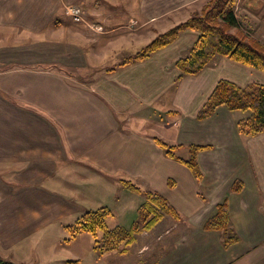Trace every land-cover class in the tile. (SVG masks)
I'll return each mask as SVG.
<instances>
[{
    "label": "crops",
    "instance_id": "0c3cea01",
    "mask_svg": "<svg viewBox=\"0 0 264 264\" xmlns=\"http://www.w3.org/2000/svg\"><path fill=\"white\" fill-rule=\"evenodd\" d=\"M205 1L0 0V260L85 264L94 238L67 241L68 225L108 201L119 202L106 205L112 218L138 214L145 197L121 182L129 179L163 194L181 217L164 215L126 252L95 264H264V132L242 134L245 112L225 106L198 118L218 81L247 86L264 72L218 56L182 75L177 61L198 37L192 29L125 63ZM70 4L84 7V21L68 15ZM155 137L181 145L183 159L190 145H210L198 153L203 178ZM224 200L239 238L229 245L204 228Z\"/></svg>",
    "mask_w": 264,
    "mask_h": 264
},
{
    "label": "trees",
    "instance_id": "16d2710c",
    "mask_svg": "<svg viewBox=\"0 0 264 264\" xmlns=\"http://www.w3.org/2000/svg\"><path fill=\"white\" fill-rule=\"evenodd\" d=\"M236 1L207 0L200 13H195L187 20L157 35L134 56H129L125 63L146 59L157 50L176 41L184 30L194 29L198 31L197 42L186 56L177 61L182 75L200 72L218 56L233 59L264 72V43L242 28L235 11ZM220 106L245 113L250 111L246 118L240 119L237 123L238 130L242 134L255 136L264 132V83L256 82L241 86L234 81L221 79L199 111L198 118L211 116ZM155 139L168 156L187 165L198 180L203 178L198 153L202 149L210 148V145H190V157L183 159L176 153L181 145L169 144L159 137ZM121 182L145 197L138 209V219L131 227L121 225L110 227L108 218L113 215V211L107 206L88 209L75 223L68 225L70 237L66 239L67 241L87 232L93 236L94 249L100 254L112 250L126 252L136 241L138 234L152 229L164 215L169 214L176 219L181 217L178 209L160 192L143 190L129 179H121ZM239 185L236 183L233 188L238 190ZM204 228L222 231L226 245L239 239L230 227L227 200L217 204L216 211L207 218ZM0 263L14 264L3 260H0Z\"/></svg>",
    "mask_w": 264,
    "mask_h": 264
},
{
    "label": "rangeland",
    "instance_id": "374dc122",
    "mask_svg": "<svg viewBox=\"0 0 264 264\" xmlns=\"http://www.w3.org/2000/svg\"><path fill=\"white\" fill-rule=\"evenodd\" d=\"M206 2H207V0L205 1V3ZM201 11H202V8L197 10L196 12H193L192 15H194L195 13H200ZM235 11H236V15H237V17H238V19L240 21V24H241L242 28L246 32H248L252 37H254V38H256V39H258V40H260L261 42L264 43V0H237L236 1V6H235ZM192 30H194V29H192ZM197 40H198V37L196 38V40L194 42L196 43ZM194 44H193V46H194ZM146 45H144V46H146ZM139 50L140 49H137V50L129 53L127 56L135 55ZM115 60L118 61V60H123V59H121L120 57H118V59H111L112 62H114ZM256 70H259V69H256ZM260 83H264V80L261 81ZM249 114H250V111L245 113L244 118H246ZM165 129H166V132L168 133L167 134L168 138H172L173 139V135H174V131L173 130L174 129L170 128V127L169 128H165ZM178 153H180L181 156H184L185 152H184V150H181V151H178ZM110 202L108 201L105 204L111 206L113 209H117L115 206L119 205V202H111V203ZM121 203H123L125 206H127V203H125V199H123V198H121ZM100 207H102V206L100 205ZM100 207L99 206L92 207L91 209H97V208H100ZM125 214L127 215V218H128V221L126 223H124L125 222V219H123L124 217L122 215L120 216L118 214V216L116 218H112V217L109 218V220H108L109 226L110 227H115L117 225H121V226H126L127 228H130L131 225H132L131 223L138 218V214H136V211H126ZM117 219L119 220V222L117 221ZM162 241H161V243H164L165 240L163 242ZM95 251H96V253H94V254H90L91 253L90 250L85 253V264H95L97 262L96 259L99 256H101L102 254L97 252V250H95ZM115 251L116 250H112L111 252L112 253H116Z\"/></svg>",
    "mask_w": 264,
    "mask_h": 264
},
{
    "label": "built area",
    "instance_id": "2783aa9c",
    "mask_svg": "<svg viewBox=\"0 0 264 264\" xmlns=\"http://www.w3.org/2000/svg\"><path fill=\"white\" fill-rule=\"evenodd\" d=\"M66 11L68 15H70V17H72V19L76 22H82L85 20V9L82 5L70 4L66 7Z\"/></svg>",
    "mask_w": 264,
    "mask_h": 264
}]
</instances>
